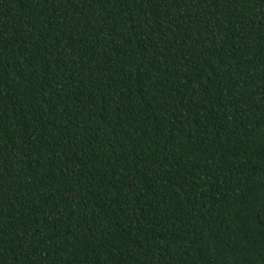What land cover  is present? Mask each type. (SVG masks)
<instances>
[{
    "label": "trees",
    "instance_id": "16d2710c",
    "mask_svg": "<svg viewBox=\"0 0 264 264\" xmlns=\"http://www.w3.org/2000/svg\"><path fill=\"white\" fill-rule=\"evenodd\" d=\"M264 0H0V264H264Z\"/></svg>",
    "mask_w": 264,
    "mask_h": 264
},
{
    "label": "snow or ice",
    "instance_id": "6c2138e0",
    "mask_svg": "<svg viewBox=\"0 0 264 264\" xmlns=\"http://www.w3.org/2000/svg\"><path fill=\"white\" fill-rule=\"evenodd\" d=\"M264 215V206L257 210V216Z\"/></svg>",
    "mask_w": 264,
    "mask_h": 264
}]
</instances>
